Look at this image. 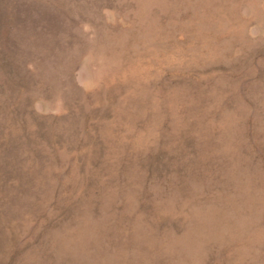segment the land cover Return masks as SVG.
I'll list each match as a JSON object with an SVG mask.
<instances>
[{
  "label": "rangeland",
  "instance_id": "374dc122",
  "mask_svg": "<svg viewBox=\"0 0 264 264\" xmlns=\"http://www.w3.org/2000/svg\"><path fill=\"white\" fill-rule=\"evenodd\" d=\"M0 264H264V0H0Z\"/></svg>",
  "mask_w": 264,
  "mask_h": 264
}]
</instances>
